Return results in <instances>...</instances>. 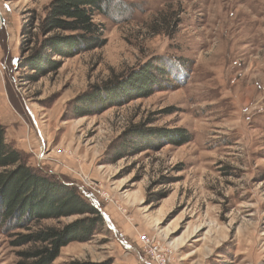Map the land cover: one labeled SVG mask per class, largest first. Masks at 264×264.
<instances>
[{"label": "rangeland", "instance_id": "obj_1", "mask_svg": "<svg viewBox=\"0 0 264 264\" xmlns=\"http://www.w3.org/2000/svg\"><path fill=\"white\" fill-rule=\"evenodd\" d=\"M51 1L0 0V124L29 166L103 213L53 264H264V0H122L95 16L103 47L49 54L59 68L35 79L23 66ZM140 73L149 95L108 97ZM17 216L0 214V264L32 246L14 245L37 229Z\"/></svg>", "mask_w": 264, "mask_h": 264}, {"label": "trees", "instance_id": "obj_2", "mask_svg": "<svg viewBox=\"0 0 264 264\" xmlns=\"http://www.w3.org/2000/svg\"><path fill=\"white\" fill-rule=\"evenodd\" d=\"M120 3L123 4L122 0H52L45 7L40 23L44 36L42 50L35 53L37 55L34 60L23 67L35 70L33 77L36 79L44 69L59 68L60 62L52 60L49 54L68 58L82 51L103 47L106 44L103 26L95 22V16H111L112 7ZM19 68H22L21 63ZM124 81L117 79L110 83V87ZM150 82L151 75L140 73L135 79L121 84L108 97H126L128 100L145 97L149 92ZM102 95L103 93L95 100H90L89 104L93 105L96 101L103 103ZM176 133L181 139L178 145L190 141V136L184 130ZM5 135L6 130L0 124V214L6 221L19 214L16 217V228L29 229V224L37 226L31 233L17 235L14 245H32L20 253L23 260L17 264H53L61 250L70 243L88 242L92 239L96 228L104 222L103 213L94 203L85 199L77 188L63 184L56 186L52 179L41 176L28 165L25 154L6 141ZM71 216L79 218L61 228L41 225L45 220ZM68 264L114 262L112 259L72 260Z\"/></svg>", "mask_w": 264, "mask_h": 264}, {"label": "built area", "instance_id": "obj_3", "mask_svg": "<svg viewBox=\"0 0 264 264\" xmlns=\"http://www.w3.org/2000/svg\"><path fill=\"white\" fill-rule=\"evenodd\" d=\"M143 240L146 242V243H149V239L148 238H143ZM149 260H151V259H149ZM153 262H152V260H151V264H152Z\"/></svg>", "mask_w": 264, "mask_h": 264}]
</instances>
